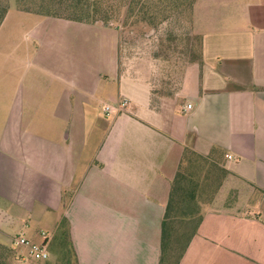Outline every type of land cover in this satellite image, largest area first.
<instances>
[{
    "label": "crops",
    "instance_id": "obj_1",
    "mask_svg": "<svg viewBox=\"0 0 264 264\" xmlns=\"http://www.w3.org/2000/svg\"><path fill=\"white\" fill-rule=\"evenodd\" d=\"M54 19L97 30L109 49L89 74L70 48L48 60L36 48L20 90L0 66V242L12 247L19 228L42 245L31 223L56 230L66 217L80 264H159L171 186L191 149L228 175L180 264H264V0H195L201 60L171 97L121 69L118 32ZM39 78L50 80L44 90ZM122 98L127 108L106 116Z\"/></svg>",
    "mask_w": 264,
    "mask_h": 264
},
{
    "label": "rangeland",
    "instance_id": "obj_2",
    "mask_svg": "<svg viewBox=\"0 0 264 264\" xmlns=\"http://www.w3.org/2000/svg\"><path fill=\"white\" fill-rule=\"evenodd\" d=\"M104 2H112L114 10L119 9V12L116 17L108 19L107 23L101 21V18H97L94 23L108 32L119 33L121 69L132 73L137 70L139 75L148 76L149 80L153 81L157 97L175 96L181 87L180 82L185 68L198 63L201 58V42L198 33L192 27L191 8L168 10L170 8L165 4L169 5V0H140L133 15L127 18L128 0ZM143 2H147L148 10L157 14L155 24L137 21L140 19L138 14ZM162 2L165 8L161 7ZM92 4L93 0H0V20L8 11V18L0 31V66L11 70L13 68V71H9V74L13 73V78L8 76L7 79L9 85L14 83V86L18 85L19 90L22 87L19 84L24 82L26 85L27 78H22L24 75L22 72L29 73L35 70L33 67L38 64L36 60L39 58L33 52H36V48L40 51V58L47 60L58 50H65L68 54L70 48L73 54L71 58L73 67L81 60L87 66L89 74L97 71L102 65V51L107 52L109 49V40L91 27L85 29L70 25L64 20L54 19L56 16L60 19L62 15L75 19L90 18ZM158 5L160 13L155 11ZM82 51L87 52L86 56L81 53ZM39 81L44 84L41 86L44 90L50 80L39 78ZM157 97L156 104L159 103ZM95 106L99 113L107 116L102 112L104 105L95 102ZM31 225L32 228L43 230L52 240L49 247L50 258L32 262L27 254L17 250L19 256L24 259L15 264H56L65 252L60 232L58 229L55 230L54 225H45V222H33ZM3 227H0L1 231L6 230ZM19 233H21L19 228H11L8 231L13 237ZM3 241L8 246L11 244L5 238Z\"/></svg>",
    "mask_w": 264,
    "mask_h": 264
},
{
    "label": "trees",
    "instance_id": "obj_3",
    "mask_svg": "<svg viewBox=\"0 0 264 264\" xmlns=\"http://www.w3.org/2000/svg\"><path fill=\"white\" fill-rule=\"evenodd\" d=\"M103 1L104 0H93V10L89 12L90 18L80 17L75 19V17L65 15L60 16V18L90 24H95L94 22L98 20L97 18H101V21L107 23L108 19L116 17L119 9L114 10L112 2L103 3ZM139 1L140 0H128L127 18L133 15ZM169 1V5L165 4L166 7L170 8L168 10H174L175 8L177 11L185 7L191 8L192 14L195 0ZM146 3L147 2H143L138 14L140 19L137 21L144 23L147 21L151 24H155L157 14L152 10H148V5ZM108 4H111V6H108ZM161 7L165 8L163 2L161 3ZM155 8H157L155 11H159L160 13L159 5ZM7 12L8 11L1 17L0 25ZM193 22L194 21H192V27L194 28ZM227 175V170L218 167L209 159L195 153L191 149L185 150L171 186L170 196L162 223L161 256L159 264H180L202 224L205 212L215 200ZM58 231L60 232L65 252L56 264H80L71 238L70 222L66 217L62 218ZM18 253L16 249L0 242V264H15L16 262H20V260L24 258H21ZM28 257L32 262L36 261L31 256L28 255Z\"/></svg>",
    "mask_w": 264,
    "mask_h": 264
},
{
    "label": "built area",
    "instance_id": "obj_4",
    "mask_svg": "<svg viewBox=\"0 0 264 264\" xmlns=\"http://www.w3.org/2000/svg\"><path fill=\"white\" fill-rule=\"evenodd\" d=\"M129 104V100L126 98H122L116 106L111 105H105L104 111L107 114V116L115 113V112H122L124 111ZM188 109L192 108V105L187 106ZM229 159H232V156H228ZM45 238V243L35 244L30 242L26 237H24L22 234H19L13 238V246L12 248L19 250L20 248H24L28 250V255L31 256L34 260H49L50 253L48 248V243L50 240V237L48 234H43Z\"/></svg>",
    "mask_w": 264,
    "mask_h": 264
}]
</instances>
